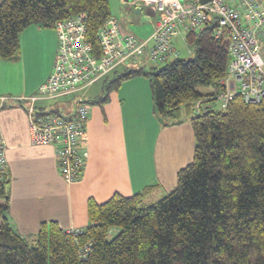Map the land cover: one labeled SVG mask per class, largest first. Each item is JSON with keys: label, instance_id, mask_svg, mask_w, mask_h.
<instances>
[{"label": "trees", "instance_id": "obj_1", "mask_svg": "<svg viewBox=\"0 0 264 264\" xmlns=\"http://www.w3.org/2000/svg\"><path fill=\"white\" fill-rule=\"evenodd\" d=\"M80 13L86 14L85 39L99 57L97 32L112 16L109 0H0V58L19 55V35L28 25L54 29L56 21ZM186 42L193 58L115 71L86 99L101 104L124 80L148 78L162 125L187 120L193 130V158L177 171L174 188L149 204L144 196L151 187L103 203L88 199L84 228L41 222L32 241L3 216L0 264H264V95L255 103L236 95L219 109L207 100L195 110L198 100L222 90L228 54L210 26L187 33ZM199 84L214 90L202 94ZM9 181L6 172L0 214Z\"/></svg>", "mask_w": 264, "mask_h": 264}, {"label": "crops", "instance_id": "obj_2", "mask_svg": "<svg viewBox=\"0 0 264 264\" xmlns=\"http://www.w3.org/2000/svg\"><path fill=\"white\" fill-rule=\"evenodd\" d=\"M110 3L123 32L136 30L143 37L152 32L157 15L150 7L133 5L130 0ZM142 8H146L145 15H141ZM19 44L17 57L0 58V97H7L0 105V129L10 176L7 209L1 219L4 215L21 236L32 241L41 222L55 221L64 230L84 228L88 199L103 203L113 194L131 196L151 187L144 201L153 203L174 188L177 171L193 158V130L187 120L162 125L144 75L121 82L101 104L89 102L81 176L66 182L57 171L54 145L30 142L29 102L22 99L33 94L51 71L55 31L30 24L20 33ZM100 92L101 87L84 97ZM74 105V97L64 96L38 101L35 108L70 113Z\"/></svg>", "mask_w": 264, "mask_h": 264}, {"label": "built area", "instance_id": "obj_3", "mask_svg": "<svg viewBox=\"0 0 264 264\" xmlns=\"http://www.w3.org/2000/svg\"><path fill=\"white\" fill-rule=\"evenodd\" d=\"M150 7L157 15L152 32L145 38L123 32L111 16L99 27L100 55L95 57L86 41L85 13L55 22L56 52L51 71L27 99L32 144H51L56 151L57 171L68 183L81 176L86 149L82 146L90 103L84 92L99 79L116 71L149 70L180 57L175 41L179 34L212 28L215 39L226 43L228 61L222 90L198 100L199 110L207 100L225 108L234 96L258 102L264 95V0H130ZM74 96L70 113L41 110L35 103ZM0 97V105L6 101ZM7 172L5 143L0 129V179ZM71 231L75 229H69ZM76 231V230H75Z\"/></svg>", "mask_w": 264, "mask_h": 264}, {"label": "rangeland", "instance_id": "obj_4", "mask_svg": "<svg viewBox=\"0 0 264 264\" xmlns=\"http://www.w3.org/2000/svg\"><path fill=\"white\" fill-rule=\"evenodd\" d=\"M129 3V2H127ZM111 6H110V9L112 8V3H110ZM126 4V3H125ZM117 9H118V5L115 6ZM131 10L134 11V8L131 7ZM112 13H113V10H112ZM146 13V8H142V12H141V15H145ZM114 14V13H113ZM115 15V14H114ZM141 25V24H140ZM133 34H135L136 36L140 37V38H145L146 36L143 37V35H141L140 31H136V30H132ZM131 32V33H132ZM185 33H181L177 36L176 38V41H175V46L177 49L180 50V58H183V59H190V58H193V53H192V48L187 44L185 38ZM162 64H158L156 67H160ZM155 69H152V71H154ZM105 78V77H104ZM102 78V79H104ZM102 85V81L99 80L95 83H93L91 86H89L86 91L84 92V94L86 95H91L92 93H95L96 91H99L100 87ZM195 89L202 93V94H205V93H209V92H212L214 89L211 85H196ZM64 97V96H63ZM66 97H74L72 95H67ZM57 99V98H56ZM53 100V99H51ZM47 101V100H46ZM210 107L213 108V109H219V104L214 101V102H211L210 103ZM181 112L182 114H184L183 112V109H181ZM1 200V199H0ZM146 204H149L147 203L146 201H144ZM4 216V215H3ZM2 219H1V214H0V223H1ZM110 236H113V235H110Z\"/></svg>", "mask_w": 264, "mask_h": 264}, {"label": "water", "instance_id": "obj_5", "mask_svg": "<svg viewBox=\"0 0 264 264\" xmlns=\"http://www.w3.org/2000/svg\"><path fill=\"white\" fill-rule=\"evenodd\" d=\"M129 1V0H128ZM201 2H203V3H205V2H207V1H209V0H200ZM140 8L139 7H136V11H138Z\"/></svg>", "mask_w": 264, "mask_h": 264}]
</instances>
